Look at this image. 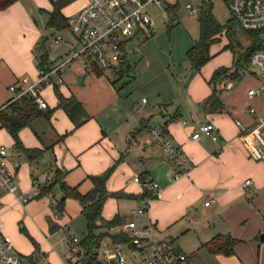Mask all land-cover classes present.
Masks as SVG:
<instances>
[{
    "label": "crops",
    "instance_id": "0c3cea01",
    "mask_svg": "<svg viewBox=\"0 0 264 264\" xmlns=\"http://www.w3.org/2000/svg\"><path fill=\"white\" fill-rule=\"evenodd\" d=\"M85 3L86 0H83L73 7L71 14L64 13L68 5L62 11L67 17L72 16ZM43 10H52L51 3L49 7H43V0H17L0 10V107L13 97L12 85L26 87L38 78L40 70L35 49L42 38L49 33L61 34L47 27L46 34L43 30ZM58 44L50 46V49ZM73 49L57 59H52L50 55V59L55 64L59 63ZM143 56L146 62L144 67L149 69L151 62L147 61L146 55ZM189 70L190 65L184 68V77L165 75L164 80L158 83L156 77L142 80L139 74L135 81L139 79L137 82L144 85L150 95V98L142 96L139 102L141 91L133 85L126 88L130 92L124 93L106 76H89L91 72L83 62L75 60L67 63L61 91L67 97L74 94L82 102L88 118L77 128L64 110L57 112L56 120L53 113L52 126L47 124L46 127L44 120L37 119L33 128L26 127L20 131V138L26 147L45 150L44 156L36 161L28 160L15 148L11 137L14 146L7 145L9 165L16 174L20 189L31 191L51 180L48 171L51 167L54 170H68L66 181L71 186L77 184L75 172L81 174L82 182L88 184L89 189L91 183L86 180L88 175L101 174L116 164L107 187L111 192H121L123 197L120 198L129 199L134 205L130 212L124 213L117 206V197H110L103 209L105 219L119 214L124 221L135 219L142 223L152 222L159 238L173 242L187 254L188 259L183 264H264V239H261L264 233V160L253 159L240 138L242 125L252 124L255 118L249 112V107L255 106L258 112H264V99L248 96V89L252 86L244 89L241 85L246 76L231 87L225 86L231 80L228 78L222 83L225 90L221 99L225 110L209 112L202 104L213 92L209 81L215 70L210 75L201 71H192L190 75ZM85 73L82 85L78 82V76ZM47 108H51L49 104ZM109 108H112L111 119ZM105 113L107 119L102 117ZM238 120L241 124H237ZM207 121L215 124L219 139L215 141L208 135L193 138L198 125ZM159 125H166L170 137L183 148L192 163L189 172L177 179L174 177L175 166L161 149L146 143L150 129ZM0 130L1 134L10 135L6 129ZM33 130L42 131L43 136L41 132L34 133ZM65 132L69 133L60 140L59 136ZM33 133L37 140L26 142L25 134ZM24 158L34 165L30 166L26 180L22 175L23 179L19 178L21 160ZM142 173L158 183L162 197L154 199L145 214L134 216L131 210L141 206L144 196L141 194L145 188L132 179L134 175ZM247 180H250L249 184ZM2 189L6 191L0 185V226L3 232L6 227L3 217L11 209L15 211L9 213V217L11 214H21L36 224L32 215L39 219L40 206L35 200L48 197L53 203L58 201L53 191V198L49 195L36 197L23 205L17 202L13 194L4 193ZM207 201H210L209 204H206ZM49 205L46 203L45 207L52 211ZM9 217L7 220L11 226L4 234L14 242L19 255L31 264H61V255L56 250L43 247L42 229L39 243L31 231L37 244H26ZM49 217L51 220L61 218L52 217L51 214ZM61 227L52 224V230ZM219 234H230L238 239L234 253L215 254L207 249L206 243ZM20 245L28 249L20 250Z\"/></svg>",
    "mask_w": 264,
    "mask_h": 264
},
{
    "label": "built area",
    "instance_id": "2783aa9c",
    "mask_svg": "<svg viewBox=\"0 0 264 264\" xmlns=\"http://www.w3.org/2000/svg\"><path fill=\"white\" fill-rule=\"evenodd\" d=\"M167 0H86L85 5L74 15L68 17V31L75 43L73 51L67 57L56 63L49 72L40 71L38 78L26 87L12 85L14 92L11 101L28 96L33 98L41 108H47L48 103L41 95L44 85L53 79L62 83L64 66L72 61L83 62L86 69H91L96 63L102 70L101 76L115 79L120 75L121 64L126 58V49L142 31H150L155 20L152 8L160 7L168 11ZM228 7L232 17L245 31H262L264 44V0H228ZM186 7L192 14L197 13L191 3ZM160 18L161 15L158 14ZM58 35L50 46L63 42ZM244 77L251 74L256 85L248 89L250 98L264 99V47L256 50L250 60L249 70ZM238 81V80H237ZM27 82V81H26ZM236 81L229 80L226 87H231ZM249 112L255 115L254 121L248 126L242 125L240 138L242 144L255 160H264V112H258L255 106L249 107ZM237 124H241L238 120ZM208 135L213 140L219 139L217 128L213 122L207 121L198 125L193 138ZM146 143L157 145L162 153L175 166V179L189 172L192 163L183 148L175 143L162 127L154 126L145 139ZM144 179V181H142ZM133 182L144 185L151 190V195L141 198V206L133 209L131 215L145 214L150 203L162 197V189L157 182L141 175H134ZM247 184L250 180L246 181ZM0 185L6 193L13 194L20 204H26L39 195L40 188L23 191L16 180V174L9 165L8 147L0 143ZM54 197L53 193L48 194ZM207 201L206 204H209ZM56 204V202H55ZM53 216L59 217L52 205ZM62 228L68 232L70 255L66 264H183L187 261L186 253L166 239L156 235V227L152 222L142 223L138 220H125L114 227L112 234L121 233L124 238H114L106 235L98 246L86 248L83 238L76 236L66 223ZM0 264H31L19 255L10 238L4 234L0 226Z\"/></svg>",
    "mask_w": 264,
    "mask_h": 264
},
{
    "label": "trees",
    "instance_id": "16d2710c",
    "mask_svg": "<svg viewBox=\"0 0 264 264\" xmlns=\"http://www.w3.org/2000/svg\"><path fill=\"white\" fill-rule=\"evenodd\" d=\"M17 0H0V10H4L15 3ZM52 5V10L48 13L46 27L53 29L54 32H62L68 30V17L63 13V8L74 0H48ZM226 2L228 0H225ZM176 9V4H168V11ZM45 12V10H43ZM199 20V37L191 48L187 51V57L190 62V67L193 71H200L202 67L214 56L212 52L213 45L220 41V36L223 32L232 35L234 26L237 21L232 18L227 23H220L213 13L212 3L210 1H202L200 6ZM236 21V22H235ZM174 23V22H173ZM253 39V43L244 50H240L234 54L232 65L229 67H218L212 74L209 83L213 87V92L202 104L209 112H221L225 110L221 95L225 88L222 83L225 79L240 80L249 70L252 54L264 47L262 39V31H246ZM150 31H142L134 39L139 36L150 37ZM49 35H45L38 43L35 49V58L37 67L40 71L49 72L55 66V62L50 59ZM126 58L121 64L120 75L115 79H110L111 83L120 90L121 84L125 85L131 81L134 75V63L128 59V49H126ZM90 72L97 76L102 75V70L96 63H92ZM63 83V82H62ZM50 85L55 88L57 98V106L64 110L75 128L82 125L88 118V114L82 102L74 95L65 96L61 91V83L55 80H50ZM46 86V85H44ZM43 86V87H44ZM21 87H19L20 89ZM53 114L51 108H41L38 103L31 97L21 96L12 101H9L4 106L0 107V128L6 129L14 139L15 148L28 160L36 161L40 159L45 150L40 148H29L24 146L20 131L26 127H32L33 123L39 118H46L50 122ZM162 129L168 133L166 125H161ZM69 132L60 135L59 139L63 140ZM167 158V157H166ZM168 160V158H167ZM169 161V160H168ZM171 162V161H170ZM172 163V162H171ZM173 164V163H172ZM116 164L101 174L88 175L86 180H89L91 187L82 192L79 186H71L66 181L67 170L56 169L54 176L50 181L43 183L40 188V197L53 193L54 188L59 186L62 197L56 201L55 211L60 215L66 198L75 197L80 205V212L86 219L87 233L83 236V244L86 248L98 246L102 238L111 234L114 238H124L121 233L112 234L114 227L122 224L123 217L116 214L110 219H105L103 209L105 203L110 197H123L121 192H111L107 187V182L112 175ZM141 176L147 178L143 173ZM144 181V179H142ZM142 195H151L152 192L144 186ZM54 195V194H53ZM37 196V197H38ZM238 239L230 234H219L206 243L207 249L215 254H232Z\"/></svg>",
    "mask_w": 264,
    "mask_h": 264
},
{
    "label": "rangeland",
    "instance_id": "374dc122",
    "mask_svg": "<svg viewBox=\"0 0 264 264\" xmlns=\"http://www.w3.org/2000/svg\"><path fill=\"white\" fill-rule=\"evenodd\" d=\"M82 1L83 0H74L66 8H64V13L71 14L73 7L75 8L76 6L80 5ZM167 1L176 4V9L175 10L172 9L169 12L167 10L161 9L160 7H155L154 10L152 8V16L155 20L151 28L152 35L150 37L139 36L138 38L134 39L133 42L127 48L129 53V59L131 60L132 63L135 64V69L133 72L135 77L125 85L121 84L120 90H122V92L124 93H128L130 91L129 89L126 88L133 85L137 90L141 91V94L139 96V102L141 101L142 96H145L146 98L147 97L150 98V95L146 87L144 85H140L137 82L139 81V79L135 81V79H137L139 74L142 80L153 79L154 77H156L155 81L157 83L163 81L165 75H168L169 77H171L172 75L174 76L179 75L184 77V68L190 65V62L187 57V51L191 48V46L195 43V41L199 37L198 17L200 14V6L202 1H207V2L210 1L212 3L213 13L220 23H227L230 21V19L233 18L230 9L228 7V4L225 0H167ZM187 3H191L193 8L197 9L196 14H192L190 12V9L186 7ZM49 5L50 2L48 0H43V7H49ZM158 14L161 15L160 18L158 17ZM47 20H48V13L44 12L43 30L46 32V34L48 33V30L46 29ZM60 33H61L60 35L65 38V40L61 44H58L50 49V55L52 59H57L60 55L65 54L73 47L72 43H75L70 32L63 31ZM48 35H49V42H52L59 34L55 35V33L54 34L49 33ZM252 43H253V39L238 23H236L232 35L227 34L225 32L221 34L220 41L216 42L212 47V52L214 56L202 67V70L200 71L206 75H210L218 67L231 66L233 62L234 54H236V52H239L240 50L246 49ZM143 55H146L148 58L147 61L151 62L149 69L144 67L146 62L143 60L144 57ZM192 71L193 70L190 67L189 70L190 75L192 74ZM196 72L197 71H195V73ZM93 75L94 73L91 72L89 76L92 77ZM246 77H247L246 80H244L243 83L241 84L244 89L247 86L256 85L257 82L251 74H248ZM41 95L43 96L44 99L47 100L51 109H53V113L56 120L58 118L57 112H59V110L62 109L56 107L57 98L55 95L54 86L47 84L46 86L42 87ZM108 110H109V117L111 119L112 108H109ZM102 117L107 119L106 113L102 114ZM39 119L45 121L46 127L47 124L51 126L53 125L52 117L50 122L48 121V119L44 117ZM41 126L43 127V124ZM39 130L37 131L35 130V131L38 133ZM35 131L33 130L34 133ZM39 132H41V136H43V132L42 131ZM34 133L30 135L25 134L26 142L31 143L37 140V137ZM0 140L3 141L2 144H4L5 146L7 145L14 146L13 145L14 139L12 140L10 135H7L5 133L2 134L0 133ZM41 161H43V159H41ZM29 163L30 162L25 158L21 160L22 169L19 175L20 179H23L24 177V179L26 180L27 175L30 172V166L31 167L34 166L33 164H29ZM42 166H43V162H42ZM48 171L50 177L53 178L54 176L53 174L55 172L54 168L51 167L49 168ZM21 175L23 177H21ZM44 175L46 174H43V176ZM74 177L75 179H77L76 185L80 183L79 185L80 191L82 192L87 191L89 185L82 182L81 179L83 176L75 172ZM40 179L42 180L43 178ZM2 192L6 193V191H4L3 189ZM54 193L56 194L58 199H61L62 193L59 186H56L54 188ZM35 201H38L40 206L38 212L39 219H37L36 216L32 215V219L36 222V224L34 222L29 221L28 219L25 218L24 215L21 214H19L18 216H14V214H11V216L9 217L8 214L14 213L15 211V209H11V212H9L3 217V221H5V225H6L4 232L5 231L7 232L9 230V227L11 226V224H9L7 220V217H9L12 219V223L16 225L17 232L23 237L26 244L36 245L37 243L40 242L38 241V239L42 238V233L40 230L42 229L43 247L48 248L50 250L53 249L56 250L57 253H59V256L61 255L60 256L61 264H66L70 255L68 232L65 231L62 227L59 229L52 230V224L53 225L58 224L62 226L63 224L68 223L70 224L72 232L76 236L83 238V236L87 233V224L85 217L80 212L79 202L75 197L72 196L66 198L64 202V206L59 215L61 218L59 220H51L49 215L51 214L53 217V212H52L53 210L52 211L48 210L47 207H45V204L47 203V205L50 204L49 206L53 205L54 207L56 206V204L53 203V201L51 202V199L48 197H46L45 199L42 198L40 200L36 199ZM110 202H114V201L110 200ZM117 203L119 210L124 213H128V211L130 212V209L134 205V203L131 200L124 198H119V199L117 198ZM114 207H116L115 204ZM31 231L34 232L36 236L35 239L38 242L35 241V239L33 238V234ZM27 249L28 248L26 246L20 245V250H27Z\"/></svg>",
    "mask_w": 264,
    "mask_h": 264
},
{
    "label": "water",
    "instance_id": "95a60500",
    "mask_svg": "<svg viewBox=\"0 0 264 264\" xmlns=\"http://www.w3.org/2000/svg\"><path fill=\"white\" fill-rule=\"evenodd\" d=\"M85 76H86V73L78 76V82L82 85L84 84ZM261 239H264V233L261 234Z\"/></svg>",
    "mask_w": 264,
    "mask_h": 264
}]
</instances>
